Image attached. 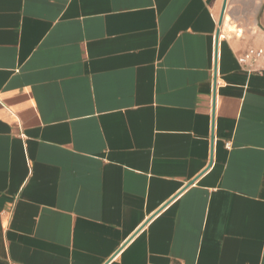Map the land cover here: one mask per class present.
<instances>
[{
	"label": "crops",
	"instance_id": "0c3cea01",
	"mask_svg": "<svg viewBox=\"0 0 264 264\" xmlns=\"http://www.w3.org/2000/svg\"><path fill=\"white\" fill-rule=\"evenodd\" d=\"M221 6L0 0V264H264V0Z\"/></svg>",
	"mask_w": 264,
	"mask_h": 264
},
{
	"label": "built area",
	"instance_id": "2783aa9c",
	"mask_svg": "<svg viewBox=\"0 0 264 264\" xmlns=\"http://www.w3.org/2000/svg\"><path fill=\"white\" fill-rule=\"evenodd\" d=\"M218 30H220V25H218ZM218 34H219V37L223 36V34L221 32H219ZM238 61H239L240 64L245 66V68L248 71L257 70V68L255 67V59H248L245 56H241V57L238 58Z\"/></svg>",
	"mask_w": 264,
	"mask_h": 264
},
{
	"label": "water",
	"instance_id": "95a60500",
	"mask_svg": "<svg viewBox=\"0 0 264 264\" xmlns=\"http://www.w3.org/2000/svg\"><path fill=\"white\" fill-rule=\"evenodd\" d=\"M227 1L228 0H222L221 11H220V15H219V18H218V24L219 25L221 24V22L223 20L224 13H225V9H226V5H227ZM218 33H219V30H216V32H215V38H216V40L218 38ZM214 71H215V65H214Z\"/></svg>",
	"mask_w": 264,
	"mask_h": 264
}]
</instances>
